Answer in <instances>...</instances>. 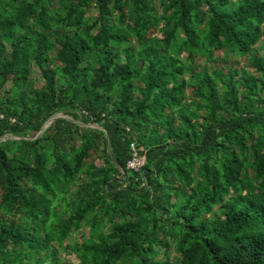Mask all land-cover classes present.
I'll return each mask as SVG.
<instances>
[{"label":"trees","instance_id":"1","mask_svg":"<svg viewBox=\"0 0 264 264\" xmlns=\"http://www.w3.org/2000/svg\"><path fill=\"white\" fill-rule=\"evenodd\" d=\"M260 37L264 0H0V264H264V57L197 67Z\"/></svg>","mask_w":264,"mask_h":264},{"label":"rangeland","instance_id":"2","mask_svg":"<svg viewBox=\"0 0 264 264\" xmlns=\"http://www.w3.org/2000/svg\"><path fill=\"white\" fill-rule=\"evenodd\" d=\"M253 54L256 56H259V57H264V45L262 44V37L259 38V40L252 46L251 50L249 52H247L244 56L230 55L228 51L222 52L221 50H219L218 52L213 53V55H214L213 60H211L210 62L199 61L197 67L198 68L199 67L204 68L206 70L214 69V68H221V70L223 72H225L226 71V65H224L223 63H229L231 67L237 69L238 71L244 70L248 74L257 75L254 68L248 63V58ZM57 65H58L57 61H54V60L49 61V67L51 69ZM185 76H186V74H185ZM186 92H188L187 89H186ZM184 105L185 104L182 103V106H184ZM183 109H184V107H183ZM58 115L62 116V114H60V113H58ZM63 116H65V115H63ZM81 125L83 126V124H81ZM89 125L94 126L92 124H89ZM94 163L98 164L99 162L97 160H95ZM214 212H216L218 215H221V212L218 209H214ZM208 216L211 217L212 214L209 213ZM93 234H94V232L91 229H89V227H87V226L81 227L77 230L72 231L71 234L68 237H66L63 241H61L59 245L69 247L75 243H78L80 241H84L85 238L90 237ZM170 245H171V243H170ZM55 247H57V246L55 245ZM175 254H176V252L173 249H170V251L168 253V257H171ZM41 255H42L41 250L36 251L35 253H33L31 258L36 257V256H41ZM58 258H59V260H67L68 264H72L73 263L72 260L74 258V255L72 252H66V254L59 252Z\"/></svg>","mask_w":264,"mask_h":264},{"label":"built area","instance_id":"3","mask_svg":"<svg viewBox=\"0 0 264 264\" xmlns=\"http://www.w3.org/2000/svg\"><path fill=\"white\" fill-rule=\"evenodd\" d=\"M130 158L126 162V166L132 169H138L144 163L143 148L129 143Z\"/></svg>","mask_w":264,"mask_h":264},{"label":"water","instance_id":"4","mask_svg":"<svg viewBox=\"0 0 264 264\" xmlns=\"http://www.w3.org/2000/svg\"><path fill=\"white\" fill-rule=\"evenodd\" d=\"M57 117H64V118H67L66 116H60V115H58V113H56V114H54L53 116H51L49 119H47L46 121H44L42 124H41V126H40V128H39V130L31 137V138H34L38 133H41V131L43 130V129H45V127L53 120V119H55V118H57ZM90 124H92V125H94L95 126V124H93V123H90ZM83 125H88V126H90L89 124H83ZM1 138L2 139H4V138H17V137H15V136H10V135H3V136H1ZM105 142H106V136H105Z\"/></svg>","mask_w":264,"mask_h":264},{"label":"crops","instance_id":"5","mask_svg":"<svg viewBox=\"0 0 264 264\" xmlns=\"http://www.w3.org/2000/svg\"><path fill=\"white\" fill-rule=\"evenodd\" d=\"M127 161H128V160H127ZM126 167H127V166H126ZM140 167H141V166H140ZM140 167H139V168H140ZM139 168H138V169H133V170H139ZM131 169H132V168H131Z\"/></svg>","mask_w":264,"mask_h":264}]
</instances>
